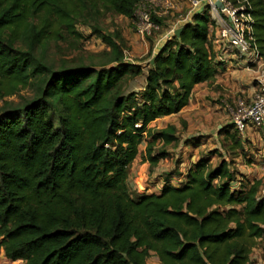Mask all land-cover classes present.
I'll return each instance as SVG.
<instances>
[{
	"label": "trees",
	"instance_id": "trees-1",
	"mask_svg": "<svg viewBox=\"0 0 264 264\" xmlns=\"http://www.w3.org/2000/svg\"><path fill=\"white\" fill-rule=\"evenodd\" d=\"M143 1L0 0V246L9 260L147 264L155 254L160 264H255L253 249L264 240L262 178H238L223 157L214 166L212 150L178 184L171 172L158 192L128 184L146 138L152 168L169 155L154 152L157 141L180 143L176 125L150 124L179 113L198 84L215 80L208 8L180 23V34L145 64L125 59L119 33L101 34L110 52L100 66L56 68L38 53L64 33L79 39L78 25L105 13L133 18ZM250 1L264 58V0ZM141 75L143 87L129 85ZM24 89L31 93L20 95ZM14 95L20 101L6 100ZM230 137V149L242 146Z\"/></svg>",
	"mask_w": 264,
	"mask_h": 264
},
{
	"label": "rangeland",
	"instance_id": "rangeland-1",
	"mask_svg": "<svg viewBox=\"0 0 264 264\" xmlns=\"http://www.w3.org/2000/svg\"><path fill=\"white\" fill-rule=\"evenodd\" d=\"M171 1L174 7L168 9V12L164 15L157 16L165 22V25L152 29L149 34L143 35L139 31L141 29L140 12L142 9L136 11L133 18L114 13H105L90 19L89 24H79L77 28L83 33V36L79 39L75 40V37L64 33L63 37L57 40L52 39L45 47L38 48V53H43L44 58L56 68L79 64H96L100 66L101 63L107 60L110 52V47L103 42L101 34L119 33L123 47L126 48L125 53L128 56V60L145 64L150 51L153 48L156 49V41L168 38L169 29L176 24H180L192 8L190 0ZM203 7L204 4L200 6L199 10H202ZM163 10H165V7L160 11ZM94 26L99 27L100 31L95 32ZM213 33V39H217V33L215 31ZM241 70L243 72V69ZM256 70H258L257 66L244 69L247 73H256ZM219 78L221 76L213 82L198 84L193 91L189 105L180 113L159 118L150 124V127L155 130L164 128L169 124L176 125L181 142L178 145L170 144L165 146L161 141H157L154 152L157 153L161 149H166L169 151V155L166 158H162L158 165L152 168L150 163L144 158L146 145L151 139L150 137L146 138L140 146L139 155L136 162L134 161L133 169H130L131 180L128 184L132 192L144 190L160 191L162 183H164L167 174L170 172L174 173L171 182L178 184L193 162L202 156L208 155L210 151L219 149L218 142L221 143L223 138H225V142H228L226 137H230L234 133L242 135L243 140L245 139L247 142L245 150L235 149L234 152L231 149H228V151L223 149V155L225 153L227 160L231 161L232 168L235 172H238L239 178L244 174L243 171H247L246 175L252 179H264V140L260 138L263 137V134L258 135V131L254 129H248L242 134L234 126L227 128L226 131L231 129L230 134L222 131L223 126L232 123L230 109L236 108L238 100H250L246 96L248 88H244L245 90L243 89V91L234 90L230 86V83L232 85L231 80H229L230 82H225L226 77H224L223 81H217ZM144 83L145 76L141 75L133 79L129 85L136 86L139 89ZM20 93V95H29L31 91L24 89ZM20 95L7 97L6 100L18 102L21 99ZM3 103V100H0V107ZM201 135L204 136H202L199 146L192 142L189 144L186 142V139L191 141L193 136ZM248 137L254 138V142ZM219 155L217 152L211 156L214 166L222 159V156L220 157ZM260 193L264 194V185L261 187ZM252 259L255 264H264V240H258L252 252ZM8 261L12 262L11 260ZM147 264H160V262L156 255L153 254L147 260Z\"/></svg>",
	"mask_w": 264,
	"mask_h": 264
},
{
	"label": "built area",
	"instance_id": "built-area-1",
	"mask_svg": "<svg viewBox=\"0 0 264 264\" xmlns=\"http://www.w3.org/2000/svg\"><path fill=\"white\" fill-rule=\"evenodd\" d=\"M220 1L222 7L216 2ZM204 4L212 17L211 33H217V40L225 47L236 50L241 58H247L250 67L257 66L255 76L256 90L250 98L239 99L235 109H230L232 124L241 133L245 132L248 125L255 127L264 125V58L261 55L256 37L254 35L253 5L250 0H190L191 10L187 17L181 21L185 22L192 15L197 7ZM165 7V10L160 11ZM171 0H144L138 5L140 12L141 29L139 31L149 34L152 29L159 28V25L152 20V15L162 16L173 8ZM177 25L168 31V38L174 34ZM213 38V37H212ZM125 59L128 56L125 53ZM129 61V60H128Z\"/></svg>",
	"mask_w": 264,
	"mask_h": 264
},
{
	"label": "crops",
	"instance_id": "crops-1",
	"mask_svg": "<svg viewBox=\"0 0 264 264\" xmlns=\"http://www.w3.org/2000/svg\"><path fill=\"white\" fill-rule=\"evenodd\" d=\"M199 8L200 7H197L194 10V12L199 11ZM181 24H178L177 25V28ZM165 39L166 38H164V39H158L156 41V43H155V48L158 49L162 45V43L165 41ZM212 48H213V53H214L215 60H216V62H219V67H218V71H217V74H216L215 79L221 76V78L217 79V81H223L224 80V77H226L225 82H228L229 80H231L232 81V85L230 83V86L234 90H237V91H243L244 88H246V89L248 88V91H247V95L246 96L249 97V98H252L253 93L256 90V84H255V76H256L255 74L256 73H247V72L244 71V69L250 68V65L251 64L249 63V60L247 58H241L240 55L238 54V52L236 50L232 49L231 47H225V46H223L215 38L214 39L212 38ZM156 49L153 48V51H155ZM241 69H243V72H242ZM141 87H143V85ZM192 96H193V94L191 95L190 101L192 99ZM161 118H163V117H161ZM248 129H254V130L258 131V135L259 134H263V137H260V138L262 140H264L263 139L264 138V125L261 126V127H255L252 124H249L248 127H247V129H246V131ZM229 132H231V129L229 130ZM242 134H244V132ZM202 136H204V135H201V136H193L192 139H194L196 141H199V140L202 139ZM237 137H239L241 139V145L242 146H238L235 149H239V150L241 149V151H244L245 150V144L247 142L245 141V139L243 140L242 135L241 136L240 135H237ZM248 138L254 142V138H252V137H248ZM187 140H189V139H186V141ZM224 140H225V138L221 139V143L218 142V148L219 149H217V151H218V153L220 155H222V157L226 158L225 157L226 156L225 153L223 155V152H224L223 149L226 150V151H228V149H230V146L233 144V141L231 140V137H226V140H228V142H225ZM180 142H181V140H180ZM200 144H201V141H200ZM235 149H231V150H233L235 152ZM245 154H247V153H245ZM136 159H135V162H136ZM135 162H133V164L131 166V169H133V167L135 165ZM243 172H244L243 175H245L246 177H248L246 175L247 174V171H243ZM248 178H250V177H248ZM250 179H252V178H250ZM257 179H259V178H257ZM130 180H131V174L129 176L128 183H129ZM182 180H183V178H181L180 181H182ZM263 181H264V179H263ZM162 185H163V183H162ZM139 192H141V191H139ZM148 192L150 193L152 191H148ZM155 192H158V191H155ZM6 260H7V257L5 256L4 248L0 246V264H25V262L23 260L14 261V262L13 261L12 262H9L8 261L9 259L7 261Z\"/></svg>",
	"mask_w": 264,
	"mask_h": 264
},
{
	"label": "water",
	"instance_id": "water-1",
	"mask_svg": "<svg viewBox=\"0 0 264 264\" xmlns=\"http://www.w3.org/2000/svg\"><path fill=\"white\" fill-rule=\"evenodd\" d=\"M216 5H217L218 7H222V6H223L222 3H221L220 1H217V2H216ZM181 31H182V27H178V28L175 30L174 34H175V35H179ZM152 62H153V60H152Z\"/></svg>",
	"mask_w": 264,
	"mask_h": 264
}]
</instances>
